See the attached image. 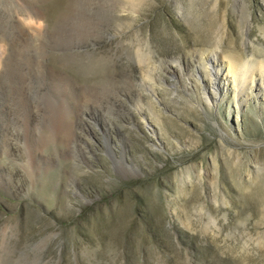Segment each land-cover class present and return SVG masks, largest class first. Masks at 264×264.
<instances>
[{"label":"rangeland","instance_id":"rangeland-1","mask_svg":"<svg viewBox=\"0 0 264 264\" xmlns=\"http://www.w3.org/2000/svg\"><path fill=\"white\" fill-rule=\"evenodd\" d=\"M131 1L0 0V264H264V0Z\"/></svg>","mask_w":264,"mask_h":264},{"label":"bare ground","instance_id":"bare-ground-1","mask_svg":"<svg viewBox=\"0 0 264 264\" xmlns=\"http://www.w3.org/2000/svg\"><path fill=\"white\" fill-rule=\"evenodd\" d=\"M125 1H126V3H125L126 5L130 4L129 2H131V4H133L132 3L133 1H131V0L130 1L125 0ZM125 9H126V7H125ZM129 10H128V12H129ZM30 11L31 10H29V11L20 10L18 12L17 16L16 17L14 16L15 17L14 19L16 20V22H18L20 24L23 31L24 30L28 31L27 33H31V32L33 33L34 32L33 30H35L34 28H36L37 26L40 27L39 24L37 25V23L41 22V20L39 21V18H40L39 14H37L35 12H30ZM131 11H132V9L130 10V12ZM131 13H133V11ZM36 30H37V28H36ZM36 33L39 34V31L38 32L36 31ZM23 34H25V33L23 32ZM4 46H6V45H4V43L0 39V71L3 69L2 67H4V64L6 62V61L4 62V58H7L6 54L4 52V50H5V48H3ZM213 54L214 55H212L211 60H207L206 58H204V59H206V60H204L202 58L203 55L200 54L199 56H200L201 60H198V61H200V62H198V65L200 66V71L203 74L202 80L204 77V79L207 80L209 83L207 91H208V93L212 94V96L214 97V100H218L219 93L217 91V88L220 87L219 85L222 83L226 84L227 83L226 81H228L229 78L233 82L234 86L236 87L237 95L239 97L244 95L249 90L250 91L253 90L255 85H262L264 83V60L259 59L258 61H256L254 59H241L239 57L233 56L232 54L227 55V53H226L225 55H222V56H224V60L218 61L219 63L216 65V63H217L216 58H217L218 54H216V53H213ZM210 55H211V53H210ZM170 63H171L170 66H172V67L175 65L177 67L178 66L181 67V63L177 59L175 60L172 58V60H170ZM6 66H7V64H6ZM149 69L151 71L150 67H149ZM3 70H5V69H3ZM0 73H2V72H0ZM158 79H161V77L158 76ZM142 80H144V79H142ZM150 81H153V77L152 78L150 77ZM148 88L153 90L151 85H148ZM207 100H209V99L207 98ZM57 113L59 114V112H57ZM64 113L67 114L68 112L65 111ZM64 113L59 114L56 117V119L58 121H60L62 119V116L64 115ZM52 115H55V114H52Z\"/></svg>","mask_w":264,"mask_h":264}]
</instances>
